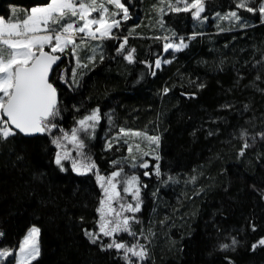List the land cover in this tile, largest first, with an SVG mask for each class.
Masks as SVG:
<instances>
[{
    "label": "trees",
    "instance_id": "obj_1",
    "mask_svg": "<svg viewBox=\"0 0 264 264\" xmlns=\"http://www.w3.org/2000/svg\"><path fill=\"white\" fill-rule=\"evenodd\" d=\"M48 2L0 0V18L22 22ZM237 2L203 0L194 19L192 10L170 9L183 8V0H121L130 18L112 38L85 44L75 80L70 49L60 54L50 78L56 127L0 139V251L14 252L35 226L39 255L29 264H264V22ZM165 38L187 46L164 53ZM94 110L99 120L77 149L63 137ZM122 131L159 137L158 159L144 157L148 176L134 169L140 210L119 209L135 235L104 236L97 211L104 191L96 177L127 175ZM65 150L62 170L55 157ZM73 160L96 167L78 174ZM120 195L125 205L136 204ZM113 240L143 245L146 256L126 260L123 249L107 247ZM13 256L1 264H13Z\"/></svg>",
    "mask_w": 264,
    "mask_h": 264
},
{
    "label": "snow or ice",
    "instance_id": "obj_2",
    "mask_svg": "<svg viewBox=\"0 0 264 264\" xmlns=\"http://www.w3.org/2000/svg\"><path fill=\"white\" fill-rule=\"evenodd\" d=\"M181 0H177L180 3ZM108 3L114 4L116 8L121 9L124 13V19H128V8L121 3V0H108ZM184 7L180 8L169 5L172 11H190L194 19H199L200 14L204 11L203 0H183ZM256 0H238L237 8H243L248 12H259L262 22H264V0L256 6ZM108 8L103 4H97V0H90L86 3L85 0H49L46 6L35 7L31 9V13L26 15L22 24L20 22L13 23L12 21L5 22L4 18H0V45H6L10 52H5L0 48V139H7L9 136L16 135V130L25 135H33L36 133L44 134L51 133L56 127L52 120L59 115L57 109V89L50 82V74L55 71L54 65L60 60L59 55L55 53H63L69 45H73L72 52L75 55L76 45L75 40L77 34L80 36L81 42L87 39H103L111 38L112 29L119 27L120 21L112 19L118 13H108ZM99 12L98 16H92V13ZM75 17L76 19H66L67 17ZM231 17L239 19L237 12L230 13ZM82 22V23H81ZM55 25V27H53ZM167 39V38H166ZM47 46L50 51H45ZM187 45L183 42L179 44L166 43L165 51L169 48L175 51H180ZM121 49L124 45L121 44ZM129 62L132 61L131 54L125 56ZM160 60L156 61V67L159 68ZM167 91V90H165ZM4 117H7L5 120ZM99 120L98 110H94L91 115L85 116L78 121L80 129L85 132L89 127H94L95 122ZM93 122V123H89ZM139 135V133H136ZM63 139L69 140L77 149L84 148V143L78 138L77 129H73L71 137L65 133ZM151 142H159V137H149ZM53 143L57 148L62 145L59 139H53ZM247 147V145H245ZM80 154V153H78ZM69 158L67 150L57 153L55 163L63 170L62 161ZM158 159V157H157ZM95 164H78L76 160L72 162V168L78 174H85L95 168ZM141 167L147 168L148 165L142 164ZM156 174H160L159 166L156 168ZM147 175V173H145ZM121 176V172L114 171L111 176L106 179L107 187L101 183L104 191V199L100 200V207L97 211L101 215L100 232L104 236H111L114 233L121 231L129 232L130 235H135L130 232V217H122L121 212L115 211L111 207V201L120 196L116 191L117 177ZM97 181H105V177L97 175ZM120 183L126 185L123 191L132 195L136 200V204H122V211L137 212L140 210L139 188L137 177L123 178ZM108 204V214L115 213L114 221L105 220V204ZM112 225L109 227V225ZM90 237L96 234L93 232L86 233ZM39 229L31 228L28 236L25 237L20 245L21 258L32 259L39 255V247L37 238ZM235 243V241H234ZM264 245V239L259 242ZM108 248L115 247L117 250L123 249L125 259H128V253L133 256L144 259L146 250L143 245H135L127 247L123 243L116 242L107 245ZM223 247L227 248V245ZM256 245H253L255 248ZM137 248L139 251H137ZM13 255L7 249L0 251V259Z\"/></svg>",
    "mask_w": 264,
    "mask_h": 264
},
{
    "label": "rangeland",
    "instance_id": "obj_3",
    "mask_svg": "<svg viewBox=\"0 0 264 264\" xmlns=\"http://www.w3.org/2000/svg\"><path fill=\"white\" fill-rule=\"evenodd\" d=\"M103 1H105V6L108 8V5H111L112 7H113V12H116V13H118L115 17H112V19H115V20H118V21H120V23H121V21H125V19L123 18L124 17V13H123V11L121 10V9H118V8H116L115 7V5L114 4H110V3H108V0H97V4L99 5L100 3H103ZM85 2L86 3H89L90 2V0H85ZM41 6H46V4L45 5H39V6H35V7H41ZM125 6V5H124ZM35 7H32V8H35ZM126 8H128L127 6H125ZM31 8V9H32ZM108 10H109V8H108ZM192 10V12L193 11H195V9H191ZM30 13H31V10H30ZM29 13V14H30ZM110 13H112V12H110V11H108V13H106L105 15H110ZM99 15V12H94V13H92V16H98ZM128 15H129V10H128ZM129 18H130V16H129ZM66 19H76L75 17H71V16H69V17H67ZM6 22V21H5ZM21 24H22V22H20ZM82 23V22H81ZM53 27H55V25H53ZM117 27H114L113 29H112V31L114 30V29H116ZM83 34H77V38H76V40H75V45H76V51H75V55L73 54V52H72V48H73V45H69L66 49H65V51H67V49H70V51H71V54H72V57H73V67H72V69H71V76H70V78H71V81L72 80H75L76 79V76L78 75L79 76V73H78V68H80L81 67V63H80V61H79V57H78V54H79V52H80V50L85 46V44H88V43H90V42H94V43H96V42H100V41H102V40H106V39H110V38H103V39H96V40H92V39H85L83 42H81V40H80V36H82ZM111 38H112V35H111ZM125 38H128V36H126ZM125 38H123V39H125ZM181 42V39H174V38H165V39H163V46L166 44V43H173V44H179ZM0 47L1 48H3L4 50H5V52H10V51H12L11 49H8L7 48V46L6 45H0ZM47 48V49H46ZM45 50L47 51H50V49L47 47V46H45ZM64 51V52H65ZM168 51H170V52H175V50L174 49H172V48H169L167 51H165V48H164V53H167ZM63 52V53H64ZM93 53H94V55L96 56V54H97V51H93ZM55 54H62V53H60V52H57V53H55ZM88 58V57H87ZM87 60V59H86ZM93 60V55H91L89 58H88V63L89 62H91ZM158 60H160L161 62H162V59H158ZM155 67H156V62H155ZM88 115H91V113L90 114H88ZM87 115V116H88ZM90 124L91 123H93V122H89ZM96 123V122H95ZM95 126V125H94ZM77 129V135H78V138L79 139H81L83 142H85V137L87 136L88 137V135L91 133V131L93 130V128L94 127H89L88 128V130L85 132L84 130H81L80 129V125L78 124V121L75 123V125H74V127L72 128V130L73 129ZM72 130H71V132H70V136H69V138L71 137V133H72ZM136 133H139V132H134V131H122V132H120L119 133V135H117L118 137H120V139L125 143V148H126V155H127V157L129 158V162H126V160L124 161V163H126L127 164V168H126V171H127V175H125L124 176V178H130L131 176H136L137 177V181H138V184H141V182H140V180H139V177L136 175V173H135V171H134V169L138 166V167H140L143 171H142V175L144 176L145 175V173H147V175H145V176H148L149 175V172L146 170V168L145 167H141V165L142 164H145L146 163V161H144L143 159H144V157H146V155H149V157L152 159V160H154V161H156V159H157V155H156V153H157V148H158V145L159 144H157V143H153V142H151L148 138H149V136H147V135H144V134H142V133H139V135H136ZM155 163V162H154ZM147 164V163H146ZM92 170V169H91ZM117 171H119L120 172V170H117ZM89 172V171H88ZM111 175H109V177H110ZM108 177H105V181H103V182H100V184L101 183H104V184H106L107 185V183H106V179H107ZM117 179V187H116V191H118V192H120V194H121V192H123V193H126V192H124L123 191V188L126 186V185H124L123 183H120L119 181H121L122 179H123V177H117L116 178ZM138 184L136 185V187H138ZM105 185V187H107ZM119 185V186H118ZM139 188V187H138ZM127 194H129V193H127ZM129 195H131V194H129ZM132 196V195H131ZM104 198H105V196H104ZM121 199H122V197H121V195L119 196V197H116L115 199H113L112 201H111V207L113 208V209H115V211H117V212H119V209L121 208V205L122 204H124V203H122L121 202ZM137 202V201H136ZM108 207H109V205L108 204H106L105 205V208H104V211H105V220L106 221H111V219H112V217H114V215H115V213H112V214H108ZM111 215V216H110ZM111 226V224L109 225V227ZM33 227H35V226H33ZM33 227H31V228H33ZM31 228L25 233V235H24V237L21 239V241H20V244H19V246H18V248L14 251V252H12V251H10L11 253H13V255L15 256V260H14V263L13 264H29L31 261H33L35 258H32V259H23L22 260V258H21V253H20V245L23 243V241H24V239H25V237H27L28 236V233L30 232V230H31ZM37 228V227H36ZM37 242H38V238H37ZM39 247V246H38ZM137 251H139V249L137 250ZM128 254H131V253H128ZM11 256V255H10ZM10 256H7V257H5V258H3V259H0V264L1 263H5V261H7L8 260V258L10 257ZM13 256V257H14Z\"/></svg>",
    "mask_w": 264,
    "mask_h": 264
},
{
    "label": "water",
    "instance_id": "obj_4",
    "mask_svg": "<svg viewBox=\"0 0 264 264\" xmlns=\"http://www.w3.org/2000/svg\"><path fill=\"white\" fill-rule=\"evenodd\" d=\"M45 51H46V50H45ZM55 55H58V54H55ZM59 56H60V55H59ZM62 59H63V57L60 56V60H58L57 63H56V65L53 66L54 69H55V68L61 63ZM51 75H52V73L50 74V78H51ZM4 119L6 120L7 117H4ZM16 132H19V131L16 130ZM19 133H20V132H19ZM20 134H22V135L25 136V137H33V136H35V135H40V133H36V134H33V135H25V134H23V133H20Z\"/></svg>",
    "mask_w": 264,
    "mask_h": 264
},
{
    "label": "bare ground",
    "instance_id": "obj_5",
    "mask_svg": "<svg viewBox=\"0 0 264 264\" xmlns=\"http://www.w3.org/2000/svg\"><path fill=\"white\" fill-rule=\"evenodd\" d=\"M59 55V54H58ZM61 56V55H60ZM63 60V59H62ZM62 62V61H61Z\"/></svg>",
    "mask_w": 264,
    "mask_h": 264
}]
</instances>
